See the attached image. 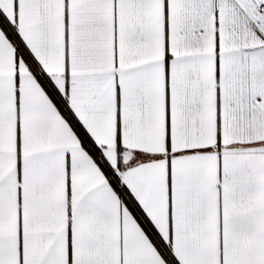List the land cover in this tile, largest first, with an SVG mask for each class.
Returning a JSON list of instances; mask_svg holds the SVG:
<instances>
[{"label": "snow or ice", "instance_id": "6c2138e0", "mask_svg": "<svg viewBox=\"0 0 264 264\" xmlns=\"http://www.w3.org/2000/svg\"><path fill=\"white\" fill-rule=\"evenodd\" d=\"M0 264H264V0H0Z\"/></svg>", "mask_w": 264, "mask_h": 264}]
</instances>
